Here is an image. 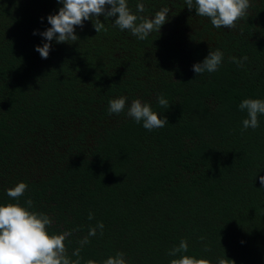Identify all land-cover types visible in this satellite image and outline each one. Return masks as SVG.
<instances>
[{
	"label": "trees",
	"instance_id": "trees-1",
	"mask_svg": "<svg viewBox=\"0 0 264 264\" xmlns=\"http://www.w3.org/2000/svg\"><path fill=\"white\" fill-rule=\"evenodd\" d=\"M137 2L128 0L134 12ZM141 2L144 17L170 8L159 32L139 40L100 17L104 30L85 21L79 40H53L44 59L40 33L63 5L0 0V204L15 203L7 190L26 182L19 202L51 217L50 233L75 230L65 242L72 259L103 222L81 264L118 251L129 264H170L181 239L186 255L212 264L225 254L264 264V115L244 130L239 109L264 99V0H250L235 29L214 28L184 0ZM217 48L219 69L196 75L192 66ZM244 56L243 66L229 59ZM120 96L124 112L109 114ZM137 98L168 123L149 131L128 117Z\"/></svg>",
	"mask_w": 264,
	"mask_h": 264
},
{
	"label": "clouds",
	"instance_id": "clouds-1",
	"mask_svg": "<svg viewBox=\"0 0 264 264\" xmlns=\"http://www.w3.org/2000/svg\"><path fill=\"white\" fill-rule=\"evenodd\" d=\"M189 11L195 9V13L201 17H207L214 28L235 29L237 23L248 15L251 7L250 0H184ZM63 6L55 14L47 17L51 25L40 35L46 41L42 46H36L35 50L46 59L51 50V42L69 43L79 40L76 28H83L85 21H91L96 33L105 29L100 17L113 19L114 26L121 31H130L139 40L146 39L152 32H159L161 27L168 22L169 7H163L152 17L140 15L145 11V5L141 0L136 4L135 12L129 7L128 0H57ZM37 33L34 31L33 33ZM70 44V43H69ZM237 66H243L248 57L237 59L229 58ZM224 60V53L220 49L209 51L202 62L195 63L192 70L196 75L216 72ZM127 97L111 99L108 104L109 114H120L126 108ZM161 107H169V102L162 95L158 97ZM239 109L246 111L247 118L242 121L243 129H256L259 127L258 116L264 115V99L246 98L242 100ZM127 116L137 124L142 122L145 129L163 128L168 119L152 109L148 102L134 99L127 108ZM260 183L264 186V176H260ZM26 182H19L7 190L8 197L15 203L0 204V264H81L80 251L84 245L90 243L89 237L97 235L99 229L103 234V222H97L90 227L88 234L79 240L80 247L76 248L71 256L66 247V241L75 230H65L60 233L48 231L52 219L47 214L33 208V201L27 200L24 204L19 202L26 192ZM94 218L89 213V220ZM204 238L201 237V240ZM205 246V251H207ZM189 245L186 239H181L178 246L169 250L168 255L174 258L170 264H212L206 258L186 255ZM225 252V251H224ZM86 264H129L126 254L118 251L114 256H109L103 261L88 260ZM217 264H235V261L227 258H219Z\"/></svg>",
	"mask_w": 264,
	"mask_h": 264
}]
</instances>
